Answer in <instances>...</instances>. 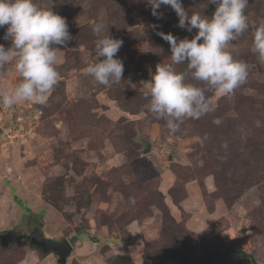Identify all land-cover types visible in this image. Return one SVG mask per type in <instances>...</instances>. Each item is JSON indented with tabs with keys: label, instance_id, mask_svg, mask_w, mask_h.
Here are the masks:
<instances>
[{
	"label": "rangeland",
	"instance_id": "1",
	"mask_svg": "<svg viewBox=\"0 0 264 264\" xmlns=\"http://www.w3.org/2000/svg\"><path fill=\"white\" fill-rule=\"evenodd\" d=\"M34 3L65 17L73 40L57 53L46 104H0V264H61L31 243L35 226L72 241L65 264H251L241 251L264 264V63L251 50L264 0H249L250 27L229 48L248 64L247 81L231 95L209 92L215 110L175 134L147 111L146 82L170 62L158 33L191 39L196 29L179 28L168 6L156 19L142 0ZM182 3L208 17L216 7ZM108 31L123 40L124 87L84 72ZM19 80L14 63L0 70V90Z\"/></svg>",
	"mask_w": 264,
	"mask_h": 264
},
{
	"label": "clouds",
	"instance_id": "2",
	"mask_svg": "<svg viewBox=\"0 0 264 264\" xmlns=\"http://www.w3.org/2000/svg\"><path fill=\"white\" fill-rule=\"evenodd\" d=\"M142 2L156 19L163 18L159 9L168 6L178 17L179 28L189 33L197 30L191 39L158 33L170 45V62L158 63L151 80L146 82L147 111L155 119L165 121L169 132L175 134L187 118L200 119L215 110L209 92L231 95L247 81L248 64L235 59L229 48L250 27L245 11L249 0H208V4L216 6L211 17L200 12L189 14L182 0ZM4 26V39L11 43L7 48L0 44V70L14 63L20 80L14 88L0 90V104L9 108L22 102L46 104L59 82L57 53L73 40L66 18L51 8L39 7L34 0H0V28ZM104 30L102 23L92 25V32L98 37ZM253 36L251 50L264 63V23ZM122 45L123 40L113 38L109 31L99 38L98 59L85 67V74L106 87H124V63L117 55ZM180 64L187 66L185 71L177 70Z\"/></svg>",
	"mask_w": 264,
	"mask_h": 264
},
{
	"label": "water",
	"instance_id": "3",
	"mask_svg": "<svg viewBox=\"0 0 264 264\" xmlns=\"http://www.w3.org/2000/svg\"><path fill=\"white\" fill-rule=\"evenodd\" d=\"M150 147V143L146 142L145 151L150 150ZM14 197H16L15 194ZM29 239L31 243L34 244L40 251L44 253L53 252L57 256L58 262L61 264L66 263L67 258L73 251L72 241H69L66 238L60 240L47 238L38 226H35L31 230ZM241 254L248 257L250 259L251 264H261L256 261V259L251 253L241 251Z\"/></svg>",
	"mask_w": 264,
	"mask_h": 264
},
{
	"label": "trees",
	"instance_id": "4",
	"mask_svg": "<svg viewBox=\"0 0 264 264\" xmlns=\"http://www.w3.org/2000/svg\"><path fill=\"white\" fill-rule=\"evenodd\" d=\"M21 204H22V203H21ZM22 208L25 209V210H27L25 204H22Z\"/></svg>",
	"mask_w": 264,
	"mask_h": 264
},
{
	"label": "flooded vegetation",
	"instance_id": "5",
	"mask_svg": "<svg viewBox=\"0 0 264 264\" xmlns=\"http://www.w3.org/2000/svg\"><path fill=\"white\" fill-rule=\"evenodd\" d=\"M46 237V236H45ZM29 238H30V236H29Z\"/></svg>",
	"mask_w": 264,
	"mask_h": 264
}]
</instances>
